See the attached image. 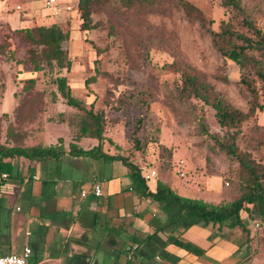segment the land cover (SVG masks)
<instances>
[{"label":"rangeland","instance_id":"1","mask_svg":"<svg viewBox=\"0 0 264 264\" xmlns=\"http://www.w3.org/2000/svg\"><path fill=\"white\" fill-rule=\"evenodd\" d=\"M185 1L200 10L207 28L218 31L221 23L230 22L236 30L246 32L240 25L241 17L223 8L218 0ZM240 1L247 15L264 32V0ZM65 6L75 7L76 0H58L60 12L46 9L44 0H0V144L12 145L7 135L9 126L27 134L25 146L42 144L45 130L64 134L58 113L65 112L67 119L78 112L63 106L65 102L61 99L56 108L49 107L50 94L57 90L55 79L65 76L76 99L87 106L92 103L94 111L105 112L110 153L131 156L146 168L145 174L154 168L156 177L169 170L173 180L192 177L198 189L203 187L213 192L210 198L216 204L237 199L243 192L246 177L237 161L220 151L214 141V137L226 141L227 130L219 127L214 110L201 101L191 99L180 104L175 98L181 80L173 63L179 62L200 74L233 108L244 113L249 108L251 98L239 83V67L214 49L200 21L189 20L180 7L172 4L167 12L144 14L120 11L112 4L95 8L92 13L95 29L81 32L79 12L73 7L74 12L70 13ZM6 15L12 19L10 24L2 18ZM53 23L70 32L69 40L63 44L72 61L70 72L50 67L42 59L41 48L25 42L24 30ZM96 48L100 49L99 56ZM34 53H38L37 58L32 56ZM35 67L40 70L34 72ZM29 78L36 80L34 90L24 89V81ZM91 78L95 81L85 86V80ZM221 78L230 82L224 83ZM250 79L255 81L263 110L256 111L243 124L236 144L264 166V83L254 76ZM36 90L48 95L47 109L42 115L41 98L35 94ZM120 99L124 100L121 111L117 110ZM22 163V158L11 162L17 168ZM17 168H12L13 180L21 181L18 179L21 177L24 181L15 184L7 195H0V246H7L0 254H19L16 252L27 246L32 251L29 264H34L35 258H39L36 254L44 252L37 248L40 215L29 210V202L36 205L30 191L34 181L26 177L30 172L26 174ZM26 168L30 171L29 164L24 165ZM16 207L21 212H16ZM241 215L248 220L247 213ZM246 223L251 226L250 234L264 242V217L255 215ZM62 260L61 264H66V259L62 257Z\"/></svg>","mask_w":264,"mask_h":264},{"label":"trees","instance_id":"2","mask_svg":"<svg viewBox=\"0 0 264 264\" xmlns=\"http://www.w3.org/2000/svg\"><path fill=\"white\" fill-rule=\"evenodd\" d=\"M218 1L223 8L241 17L240 25L246 32L236 30L230 22L221 23L218 31L207 28L200 10L185 0H76V6L73 7L76 13L79 12L81 20L79 30L81 32L95 29L96 25L92 21V13L95 8L112 4H115L120 11L136 12L135 14L164 13L168 11L169 4H172L180 7L189 20L200 21L201 28L209 35L214 49L223 58L232 61L239 67L241 71L239 83L245 86L251 98L249 108L246 113L233 108L204 81L200 74L188 66H182L179 62L173 63V66H176L180 73L181 80L175 98L180 104H186L191 99L201 101L214 110L219 127L227 130L226 141H220L216 137H214V141L220 151L237 161L240 171L246 177L243 192L237 199L215 205L200 199L180 196L161 181L156 182L155 190L151 192L147 185L148 182L144 179L141 165L134 162L131 156L111 155L104 151L105 142H109V137L106 134L108 121L105 112L94 111L92 103L87 106L81 100L76 99L71 93L65 76H59L55 79L57 90L52 92L50 97L52 103L61 99L65 102L62 103L63 105L78 112L77 115L67 117V119L65 112L58 113L60 123L67 124L72 134V143L69 144L68 150L65 149L61 138L54 145L25 146L23 141L27 134L18 132L14 129L15 127L9 126L7 135L10 137L12 145L0 144V173H6L10 176L12 173L11 162L16 158H23L32 162L42 159L58 160L69 155L104 162L117 161L128 170L133 189L140 196L157 203L160 210L165 213L166 222L159 230L167 234L168 243H173L196 255L203 254L202 250L180 240V237L190 227L200 224L205 226L211 224L219 229L223 227L230 230L240 228L243 233L250 235L246 221H250L255 215L264 217V166L256 163L248 153L242 152L237 146L236 140L241 134L240 129L243 124L254 117L256 111L263 110L258 101L259 94L254 85L255 81L250 79V76H254L264 83V32L247 15L240 0ZM162 5L164 8L161 9L160 6ZM22 33L26 39L25 42L41 48L40 54L47 65L70 72L72 61L68 51L63 47V44L69 40L70 32L68 30H63L56 23H53L47 26H33ZM248 53H257L258 55L254 56ZM37 55L38 53H34L32 56L37 58ZM96 55H100L98 48H96ZM39 70L38 67H35L33 71ZM220 80L224 83L230 82L226 78ZM94 81V78L87 79L84 84L88 86L90 82ZM35 85L36 80L34 78L24 81L25 90H34ZM35 94L41 98L40 105L42 108L39 113L45 114L47 109L45 98L48 95L39 90H36ZM119 105L117 110H123V99L119 100ZM200 126L203 133L207 135L206 128L202 124ZM229 131L232 132L229 133ZM82 138L94 139L97 141V145L84 150L75 144ZM249 206L251 209H248ZM242 213H247L248 220L243 219Z\"/></svg>","mask_w":264,"mask_h":264},{"label":"crops","instance_id":"3","mask_svg":"<svg viewBox=\"0 0 264 264\" xmlns=\"http://www.w3.org/2000/svg\"><path fill=\"white\" fill-rule=\"evenodd\" d=\"M2 18L5 23L12 21L9 15ZM59 104L56 100L49 109ZM59 126L64 134L45 130L42 144L54 145L61 138L68 150L72 143L70 128L65 123ZM75 144L88 150L96 146L97 141L82 138ZM107 148L105 142L104 151L113 155ZM22 161L20 168L15 165L12 168L25 170L26 174L30 172L26 177L34 181L30 191L36 205L29 202V210L40 215L37 248L44 252L36 254L39 258H35L34 264H61L62 257L66 264H264V242L258 236L246 235L240 228L219 229L211 224L190 227L180 240L202 250L201 255L168 243L167 234L159 230L166 222L165 213L157 203L133 189L128 170L120 162L69 155L58 160L29 162L22 158ZM27 164L30 171L24 169ZM144 169L142 167L143 174ZM152 170L155 171L148 169ZM18 179L21 181H14L10 175L7 181L0 183V195H7L15 184L24 181L21 177ZM153 179L147 183L151 192L156 182L161 181L180 196L218 204L210 198L213 192L203 187L198 189L192 177L173 180L169 170ZM96 184L102 188L99 197L92 192ZM79 185L87 188L78 189ZM82 192L86 193L84 197ZM6 249V245L0 246V252ZM75 259L79 261L75 263Z\"/></svg>","mask_w":264,"mask_h":264},{"label":"built area","instance_id":"4","mask_svg":"<svg viewBox=\"0 0 264 264\" xmlns=\"http://www.w3.org/2000/svg\"><path fill=\"white\" fill-rule=\"evenodd\" d=\"M44 6L46 9H54L57 12L61 11V8L58 7V0H44ZM66 11H72V6H65ZM17 10L20 9V6L16 7ZM144 179L148 182L150 179L156 176L155 171H150L148 174H143ZM182 176V175H181ZM9 179V175L6 173H0V183H3ZM92 192L96 197L102 195V188L99 184H96L92 188ZM82 197L86 195L85 192L81 193ZM17 211L20 208H16ZM31 255V250L28 247H25L20 254H8L2 255L0 254V264H28L29 258Z\"/></svg>","mask_w":264,"mask_h":264}]
</instances>
